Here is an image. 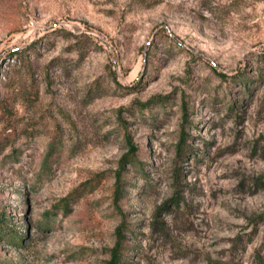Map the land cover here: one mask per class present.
Wrapping results in <instances>:
<instances>
[{"label":"rangeland","instance_id":"1","mask_svg":"<svg viewBox=\"0 0 264 264\" xmlns=\"http://www.w3.org/2000/svg\"><path fill=\"white\" fill-rule=\"evenodd\" d=\"M119 242L264 264V0H0V264Z\"/></svg>","mask_w":264,"mask_h":264},{"label":"trees","instance_id":"2","mask_svg":"<svg viewBox=\"0 0 264 264\" xmlns=\"http://www.w3.org/2000/svg\"><path fill=\"white\" fill-rule=\"evenodd\" d=\"M138 151H139L138 148L131 144L130 154L126 157V161L130 163L129 162L130 156L135 155ZM121 248H122V243L119 242L117 247L113 251V258L110 264H121L122 263Z\"/></svg>","mask_w":264,"mask_h":264}]
</instances>
